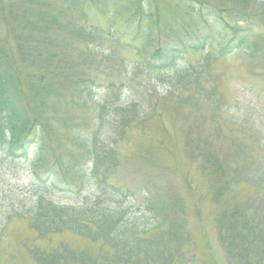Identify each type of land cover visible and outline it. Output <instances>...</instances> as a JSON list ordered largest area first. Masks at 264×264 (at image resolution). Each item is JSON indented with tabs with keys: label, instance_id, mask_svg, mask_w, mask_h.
<instances>
[{
	"label": "trees",
	"instance_id": "trees-1",
	"mask_svg": "<svg viewBox=\"0 0 264 264\" xmlns=\"http://www.w3.org/2000/svg\"><path fill=\"white\" fill-rule=\"evenodd\" d=\"M83 1L97 8L110 2L101 9L109 21L128 14L131 23L137 22L141 26L145 22V47L150 43L155 22L149 0H132L130 6H120L123 0ZM178 1L198 8L211 5L209 0ZM219 1L248 9L254 0ZM65 2L67 8L64 12L46 5V9H39L37 13L28 9L18 11L0 0V162L3 158L31 161L36 201L23 215L35 232V240H52L54 236L72 233L95 247V252L88 249L75 251L65 244L51 251L33 249L29 253L34 264H189L188 256L194 240L183 217L185 202L176 190L169 192L171 184L166 185L168 175L175 171L170 166L145 159L148 170L132 172L130 180L146 189L144 204L134 199L138 194L126 192L111 181L122 167L118 151L120 144L131 140L133 130L145 132L151 120L147 107L139 100L121 105L123 84L105 87L106 99L99 105L93 129L87 127L86 120L73 123L66 138L70 146L62 148L65 147L62 140L54 146L57 134L54 123L47 118L54 105L52 98L63 95L69 87L71 105L81 107L84 105L83 93H92V84L96 82L90 78L67 84L69 72L71 79L79 74L67 64L63 47L71 41L83 43L94 56L87 44L90 45L95 33L88 25L89 18L83 4L78 0ZM261 7L264 9V5ZM218 23L221 35L217 51L212 53L207 49L208 42L213 44L215 36H204L200 45L187 46L181 41L180 47L167 48L163 60L159 58L162 54L156 52L157 56L146 61L147 68L153 72L150 74L174 69L183 54L200 51L206 53L200 61L201 69L209 67V56L215 53L219 58L234 53L253 61L264 58L261 52L263 38L255 36L253 31L240 32L237 28L232 36L234 44L232 41L223 44L226 27L221 21ZM243 33L245 36L240 38L239 34ZM143 52L146 54V48ZM109 58L113 59V56ZM173 69L176 86L187 84L192 66L174 72ZM184 90L193 93L188 86ZM211 95L204 99L211 103L210 107L217 115L213 119L218 120L223 118L221 108L216 104L218 98H214L218 94ZM197 97L200 96H189L183 107L201 108ZM166 139L163 137V142ZM257 147L262 152L260 161L254 159ZM240 153L237 157L242 156V165L228 173L230 180H225L223 187L251 184L257 191L255 195L264 192V143L257 140L254 146L242 149ZM147 154L156 159L158 149L153 146ZM214 165L217 177H221L223 169L217 160ZM88 186H94L98 193L84 196L81 205H57L46 197L52 194L79 196ZM223 191L216 190V204L220 203ZM223 208L215 222L228 264H264L263 207L251 212L246 210L251 207L239 205Z\"/></svg>",
	"mask_w": 264,
	"mask_h": 264
},
{
	"label": "rangeland",
	"instance_id": "rangeland-1",
	"mask_svg": "<svg viewBox=\"0 0 264 264\" xmlns=\"http://www.w3.org/2000/svg\"><path fill=\"white\" fill-rule=\"evenodd\" d=\"M78 1L83 4L89 18L88 25L96 34L90 45L87 44L94 56L85 44L69 41L68 46L63 47L64 55L67 64L79 76L74 75L75 78L71 79L69 72L66 81L68 84L73 80L92 78L96 82L92 84V93H83L84 105L81 107L71 105L69 87L63 95L52 98L54 105L47 118L54 123L57 134L54 146H58L61 140L65 144L62 148L70 146L66 138L73 123L86 120L87 127L93 129L99 105L106 99L105 87L123 84L121 105L139 100L147 107L151 120L145 132L133 130L131 140L120 144L118 151L122 167L112 183L126 192L138 194L134 199L144 204L146 189L130 180L132 172L148 170L145 159L170 166L175 172L168 175L166 185L171 184L169 192L176 190L184 200L183 217L194 240L188 256L189 264H228L219 243L216 216L223 206L251 207L246 209L249 212L264 209V192L255 195L257 191L253 185L223 187V182L230 180L228 173L242 165V156L237 157L240 150L254 146L257 140L264 143V58L253 61L235 53L219 58L215 53L209 56L210 69L208 66L201 69L200 61L206 53L200 51L183 54L176 68L155 75L150 74L153 72L147 68L146 61L157 56L156 52L162 54L159 58L163 60L167 48H178L181 41L187 46L200 45L204 36L209 35L215 39L213 44L208 42L207 49L214 53L220 45V21L227 32L223 44L232 41L237 28L240 32L253 31L255 36L264 40V9L261 7L264 0H254L248 9L235 8L219 0H209L211 5L200 8L178 0H149L155 25L147 47L143 40L145 31L147 33L145 22L141 26L137 22L131 23L128 14L109 21L101 9L110 2L97 8L83 0ZM131 1H120V6H130ZM2 3L18 11L28 9L37 13L39 9H46V5L58 12L67 8L65 0H2ZM239 35L241 38L245 33ZM234 42L233 39L231 43ZM261 52L264 54V48ZM110 55L113 59L109 58ZM187 65L192 66L187 84L176 86L172 69L173 72L184 70ZM185 86L193 93L183 91ZM214 93L218 94L214 97L218 101L210 100L216 101L223 113V118L218 120L213 119L217 115L210 107L211 103L206 101L208 99H204ZM189 96L202 97H197L201 108L183 107ZM163 137L167 138L164 142ZM153 146L158 149L156 159L147 154ZM261 158L262 152L257 147L254 159L260 161ZM215 160L223 169L221 177H217ZM32 170L30 160L3 158L0 162V264H34L30 255L33 249L51 251L61 244L69 245L75 251L88 249L95 252V247L72 233L54 236L52 240H35V232L23 215L36 201ZM218 189L225 192H222L220 203L216 204L214 196ZM96 193L94 186H88L79 196L52 194L46 197L57 205L70 206L81 205L84 196Z\"/></svg>",
	"mask_w": 264,
	"mask_h": 264
}]
</instances>
